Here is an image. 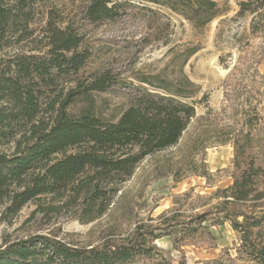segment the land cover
Here are the masks:
<instances>
[{
  "label": "rangeland",
  "instance_id": "rangeland-1",
  "mask_svg": "<svg viewBox=\"0 0 264 264\" xmlns=\"http://www.w3.org/2000/svg\"><path fill=\"white\" fill-rule=\"evenodd\" d=\"M120 4L113 19L91 22L92 0H33V34L20 45L2 51L44 54L48 22L72 25L84 34L82 47L91 56L79 72L58 78L55 96H64L78 82L88 84L104 72L117 80L106 91H92L98 116L117 121L148 78L176 79L186 74L199 87L183 101L196 109L179 142L143 158L132 175L117 184L107 211L83 221L69 196L44 195L29 201L8 220L0 219V245L35 234L55 236L67 243L94 246L103 240L131 237L137 227L152 231V243L164 256L184 264H239V236L229 221L202 222L196 233L181 237L179 223L215 211L219 190L229 187L234 170L233 138L247 129L245 113L259 116L254 134L264 135V7L241 12V2L216 0L222 11L206 26L151 0H112ZM259 29L252 32V24ZM197 51L186 58L189 49ZM89 106L78 99L69 111ZM49 116V113H46ZM15 143H0V151ZM37 264V263H34Z\"/></svg>",
  "mask_w": 264,
  "mask_h": 264
},
{
  "label": "trees",
  "instance_id": "trees-1",
  "mask_svg": "<svg viewBox=\"0 0 264 264\" xmlns=\"http://www.w3.org/2000/svg\"><path fill=\"white\" fill-rule=\"evenodd\" d=\"M182 15L196 27L206 26L221 11L216 0H151ZM33 0H0V143L14 142L10 153L0 151V219L8 220L29 201L44 195L69 196L83 221H93L108 209L117 184L133 174L148 155L176 145L196 116L198 86L186 74L176 79L143 78L154 90L140 87L117 121L94 113L92 91H106L117 80L104 72L88 84L78 82L55 96L58 78L75 74L91 56L83 48L84 34L72 25L48 22L44 54L2 53L33 34ZM241 12L261 13L264 0L241 2ZM120 4L92 0L91 22L113 19ZM252 32L259 29L254 22ZM197 51L189 49L186 58ZM82 99L89 106L72 113ZM49 113V116H46ZM247 129L233 138L232 184L219 190L214 207L179 223L181 237L197 232L207 220L229 221L239 236V264H264V135L254 134L256 112L245 113ZM152 231L137 227L131 237L107 238L94 246L67 243L55 236L35 234L0 245V264H184L164 256L152 243Z\"/></svg>",
  "mask_w": 264,
  "mask_h": 264
}]
</instances>
